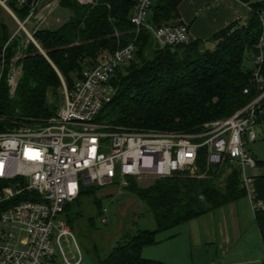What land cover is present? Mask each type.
<instances>
[{
	"label": "trees",
	"instance_id": "16d2710c",
	"mask_svg": "<svg viewBox=\"0 0 264 264\" xmlns=\"http://www.w3.org/2000/svg\"><path fill=\"white\" fill-rule=\"evenodd\" d=\"M25 1L20 6L17 0H0L1 132L55 117L63 82L71 91L104 53L112 54L131 44L136 46L135 58L116 71L111 81L115 94L96 118L97 123L113 130L201 134L206 125L232 117L260 94L253 83V62L259 54L256 45L264 0H239L250 9L245 21L230 24L207 41L176 47L160 45L147 28L137 31L132 17L138 0H93L90 4L61 0L59 8L71 13L70 20L56 30L32 33L33 41L24 32L13 31L1 4L6 2L24 23L36 0ZM156 2L153 27L182 24L179 7L183 0ZM19 55L16 66L21 76L12 94L8 78ZM246 61L252 68H247ZM259 123L264 127V116ZM226 164L225 168L209 167L208 150L203 148L194 177L180 174L157 179L147 188L129 179L126 191L148 208L156 228L126 234L108 257L98 255L95 264H164L143 257L146 247L159 244L160 234L247 196L240 187L241 171L230 162ZM257 167L264 169V163L257 162ZM225 170L230 173L223 180ZM255 187L257 199L264 203V175L255 178ZM98 189L83 187L76 206ZM74 203L63 214L71 229L81 217V213L72 216ZM4 208L0 207L1 211ZM255 216L264 244V209Z\"/></svg>",
	"mask_w": 264,
	"mask_h": 264
},
{
	"label": "built area",
	"instance_id": "2783aa9c",
	"mask_svg": "<svg viewBox=\"0 0 264 264\" xmlns=\"http://www.w3.org/2000/svg\"><path fill=\"white\" fill-rule=\"evenodd\" d=\"M17 1L20 6L26 4ZM154 1L138 0L132 17L137 31L149 29L162 46L190 45L193 38L187 25H146ZM55 2L36 0L23 25L31 20L40 23L46 18L43 11ZM1 4L4 7L6 2ZM259 18L253 83L260 94L232 117L206 125L201 134L113 130L96 122L115 94L111 81L116 71L135 58L134 44L104 53L71 91L63 82L64 99L55 117L0 131V207L5 206L0 209V264H83L73 231L63 218L65 208L79 198L83 187L117 185L126 190L129 179L173 178L196 169L203 148L208 150L209 167L222 168L230 162L241 171V189L256 212L263 210L255 177L247 172L257 168L247 145L258 140L257 128L263 127L259 119L264 116V11Z\"/></svg>",
	"mask_w": 264,
	"mask_h": 264
},
{
	"label": "crops",
	"instance_id": "0c3cea01",
	"mask_svg": "<svg viewBox=\"0 0 264 264\" xmlns=\"http://www.w3.org/2000/svg\"><path fill=\"white\" fill-rule=\"evenodd\" d=\"M249 11L239 0H183L179 7L180 23L189 26L193 41L200 42L246 20ZM254 207L246 196L186 223L169 231L159 244L146 247L143 257L154 248V254L144 258L164 264H264Z\"/></svg>",
	"mask_w": 264,
	"mask_h": 264
},
{
	"label": "rangeland",
	"instance_id": "374dc122",
	"mask_svg": "<svg viewBox=\"0 0 264 264\" xmlns=\"http://www.w3.org/2000/svg\"><path fill=\"white\" fill-rule=\"evenodd\" d=\"M77 1L79 2V0ZM60 2L61 0H56L52 8L43 11V13H46V18L40 23H36L34 20H31L26 25H23L24 23H21L13 17L14 15L12 14V11H10L6 4L4 6V9L6 10L5 17L12 26V29L15 33L19 34L20 31H22L30 39V35L38 30H56L63 26L68 20H70L72 16L71 13L67 10L59 8ZM156 4L157 2L154 1L153 7H155ZM210 8L213 9L212 7ZM244 10L246 13L248 12L247 9ZM153 16L154 8L150 10L149 17L146 22V25L149 27H153ZM11 17L13 18L14 22ZM208 46L210 49L214 48L211 44ZM19 58L20 55L15 58L8 78V83L12 94L15 93L17 89L16 86H18L21 76V71L16 66V61ZM245 63L247 68H252L250 62L246 61ZM12 81H14V84L12 85L16 87V89H13L10 86ZM63 99L64 85L63 89L60 90L59 93V102L62 103ZM49 101L52 102L51 97ZM98 124L103 125L100 123ZM20 125L25 126L26 124L21 123ZM21 126H17L16 128ZM16 128L6 132L13 131ZM257 133L258 140L253 144H248L247 150L256 162L264 163V127H258ZM226 166L227 164H225L223 168ZM197 171L198 169L196 168L191 171H187L184 174H197ZM247 172L250 176H254L255 178L264 175V169L260 167H257L256 169L248 168ZM229 173L230 170L224 171L223 180ZM136 181L139 187L147 188L148 186L154 184L156 179L144 178L137 179ZM100 204L101 209H99ZM72 206H74L72 216H76L77 213H81V217L73 223L72 231L75 236L78 248L80 249L83 256V264H95L98 255H100L102 258L108 257L111 251L119 243L123 242V237L126 234H135L138 230H155L156 228L153 216L148 208L142 202H140L136 196L131 194L129 191L120 189L117 185L104 187L100 190L98 189L93 193V196H85L81 198L80 206L77 207L75 203ZM104 210H107L108 212L105 213ZM104 219H106L107 222H103ZM167 233L168 232L160 234L158 240L163 239ZM63 247L68 257L72 259L73 254L70 252L68 246L64 243ZM151 254H154V248H150V250L144 254V257L150 256Z\"/></svg>",
	"mask_w": 264,
	"mask_h": 264
},
{
	"label": "bare ground",
	"instance_id": "6f19581e",
	"mask_svg": "<svg viewBox=\"0 0 264 264\" xmlns=\"http://www.w3.org/2000/svg\"><path fill=\"white\" fill-rule=\"evenodd\" d=\"M80 1L83 2V3H88V2H90L92 0H80Z\"/></svg>",
	"mask_w": 264,
	"mask_h": 264
},
{
	"label": "water",
	"instance_id": "95a60500",
	"mask_svg": "<svg viewBox=\"0 0 264 264\" xmlns=\"http://www.w3.org/2000/svg\"><path fill=\"white\" fill-rule=\"evenodd\" d=\"M79 2H80V3H82V4H90V3H92V2H93V0H92V1H90V2H88V3H83V2H81L80 0H79Z\"/></svg>",
	"mask_w": 264,
	"mask_h": 264
}]
</instances>
